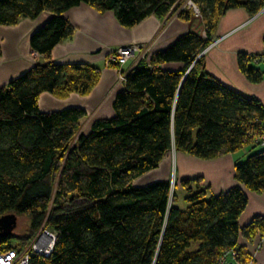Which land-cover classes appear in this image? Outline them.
I'll return each instance as SVG.
<instances>
[{"label":"trees","instance_id":"obj_1","mask_svg":"<svg viewBox=\"0 0 264 264\" xmlns=\"http://www.w3.org/2000/svg\"><path fill=\"white\" fill-rule=\"evenodd\" d=\"M185 1L0 0L1 27L51 14L29 39L42 60L0 86V251L26 249L44 226L57 235L54 252L34 256L31 264H218L231 250L242 264L253 261L239 240L263 236L264 217L246 227L239 219L249 202L243 187L264 194V149L256 151L264 148V104L219 82L201 54L230 10L255 16L264 0H192L205 35L190 30L170 48L141 58L114 101V116L96 121L88 135L80 132L85 109L42 113L39 106L45 93L86 97L102 75L98 66L52 60L75 32L64 13L87 4L131 29L150 16L167 17ZM194 15L184 8L179 19L190 23ZM174 63L184 68H162ZM238 65L252 84L264 81V50L239 54ZM247 148L255 153L235 169L243 187L216 195L202 177L175 187L171 180L135 184L174 149L212 160ZM180 187L188 192L186 208L178 207ZM18 216L30 221L26 235L12 234Z\"/></svg>","mask_w":264,"mask_h":264},{"label":"crops","instance_id":"obj_2","mask_svg":"<svg viewBox=\"0 0 264 264\" xmlns=\"http://www.w3.org/2000/svg\"><path fill=\"white\" fill-rule=\"evenodd\" d=\"M183 7L177 11L173 8L164 18L150 16L139 26L131 29L122 27L112 12L102 14L87 4L74 7L64 13L67 20L75 27V32L71 39L63 41L54 49L52 60L62 65L86 63L98 66L101 68L102 75L97 88L86 97L75 93L61 99L48 93L42 94L39 103L41 112L52 113L76 107L85 109L87 118L82 121L83 128L80 131L85 135L91 132L92 125L99 119L113 117L114 101L120 91L125 88V84L119 81L121 70L118 71L116 67L107 65L108 56L118 48L129 46V44L141 45L150 54L170 48L178 38L190 31L189 23L179 19ZM50 18L51 14H42L37 20L24 19L15 27L0 26L3 53L0 57V86H7L10 81L18 79L42 60L37 53L30 50L29 39ZM220 21L216 39L202 53L207 72L226 87L246 97H255L264 104V81L260 84H252L238 65V56L241 53L249 55L263 53L264 9L255 16L249 15L242 8L230 10ZM140 60L141 57L138 54L122 69L129 73ZM162 68L175 72L184 67L180 63H174L165 64ZM168 154L157 170L146 174L156 175L153 179L156 180L155 182L170 180L172 169L170 162H167V171L164 172V163L169 158ZM247 156L249 153L243 150L217 159L200 160L178 152L175 158L176 168H178L176 179L179 183L183 180L202 177L204 178L202 185L211 188L210 193L216 195L238 185L243 187L236 179L235 169L236 164L243 162ZM135 184L137 185L138 181ZM243 188L249 202L239 220L241 227H246L254 218L264 217V194H257ZM178 191H185V189L180 187ZM185 198H183L184 201ZM181 202L180 196L178 207L186 208L187 202L185 201L182 206ZM239 243L247 254L252 255L251 264H264V235L252 241L241 238Z\"/></svg>","mask_w":264,"mask_h":264},{"label":"built area","instance_id":"obj_3","mask_svg":"<svg viewBox=\"0 0 264 264\" xmlns=\"http://www.w3.org/2000/svg\"><path fill=\"white\" fill-rule=\"evenodd\" d=\"M191 6L195 8V11L200 14L192 0ZM149 52L145 51L143 46L129 45L118 48L117 51L112 52L107 58V65H120L123 68L127 65L136 54L144 58ZM128 73L120 71L119 81L121 84H125ZM264 140V137H263ZM264 145V144H263ZM57 235L50 230L43 227L40 228L37 235L33 238L32 242L24 250L15 247L14 249H5L0 251V264H31V259L36 255L43 257H49L54 251ZM239 252L235 250L227 251L218 264H242L239 258ZM252 263V262H251ZM250 263V264H251Z\"/></svg>","mask_w":264,"mask_h":264},{"label":"rangeland","instance_id":"obj_4","mask_svg":"<svg viewBox=\"0 0 264 264\" xmlns=\"http://www.w3.org/2000/svg\"><path fill=\"white\" fill-rule=\"evenodd\" d=\"M190 2H191V0H186L184 3H183V5H182V7H183V9L184 8H187V9H189V10H191V11H193L194 12V14L196 15V14H198L196 11H195V8L193 7V6H191V4H190ZM198 9V8H197ZM199 10V9H198ZM198 15H201V13L200 14H198ZM137 55V54H136ZM262 149H264V148H261V149H258V150H256V151H260V150H262ZM244 152H246V153H249V156L251 155V154H254L255 152L254 151H251L250 149H245L244 150ZM176 150L174 151H171L169 154H168V159L166 160V162L164 163V172L166 173V171H167V168H166V166H167V162L169 163L170 162V165H171V167H172V169H171V176H170V180L172 181V185H173V187H175V185H176V182H177V179H176V177H178V173H177V169L178 168H176ZM249 156H247V157H245V160H247V158L249 157ZM167 158V157H166ZM165 158V159H166ZM245 160L243 161V162H245ZM163 167V166H162ZM161 167V168H162ZM163 169V168H162ZM163 172V173H164ZM174 172V173H173ZM154 176H156V175H146V176H143V177H141V178H139L138 179V184H137V186H146L147 184H151V183H154L156 180H153L154 178H156V177H154ZM194 187V186H193ZM177 194H178V197H179V200H180V196H181V206L183 205V203L185 202L184 200H183V198L184 197H187L188 196V192H187V190L185 189V191H177ZM29 223H30V221H29V219H27L26 217L24 218V217H20V216H18V217H16L15 218V220H14V222H13V225H14V229L12 230V234H13V236H23V235H26L28 232H29ZM23 250V249H22Z\"/></svg>","mask_w":264,"mask_h":264},{"label":"water","instance_id":"obj_5","mask_svg":"<svg viewBox=\"0 0 264 264\" xmlns=\"http://www.w3.org/2000/svg\"><path fill=\"white\" fill-rule=\"evenodd\" d=\"M189 29L194 33L195 32L200 33L202 36L205 35L203 18L201 15H198V14L194 15V17L191 19V21L189 23ZM201 56H203V55L201 54ZM201 56L199 58H201ZM174 151H175V149H174Z\"/></svg>","mask_w":264,"mask_h":264}]
</instances>
